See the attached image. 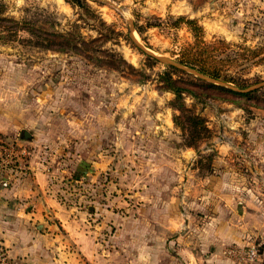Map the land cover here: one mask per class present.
<instances>
[{"label":"rangeland","instance_id":"obj_1","mask_svg":"<svg viewBox=\"0 0 264 264\" xmlns=\"http://www.w3.org/2000/svg\"><path fill=\"white\" fill-rule=\"evenodd\" d=\"M167 2L173 14L149 17L143 0H85L86 11L65 0H0V137L53 166L65 205L87 217L104 204L94 219L123 220L101 234L125 253L142 227L130 219H147L153 203L171 202L173 216L228 218L264 198V0ZM179 17L204 28L200 47ZM182 58L247 88L204 76ZM160 77L199 97H184L185 134ZM196 118L208 132L186 151ZM85 165L99 174L95 189L73 176ZM251 165L262 174L217 172Z\"/></svg>","mask_w":264,"mask_h":264},{"label":"crops","instance_id":"obj_2","mask_svg":"<svg viewBox=\"0 0 264 264\" xmlns=\"http://www.w3.org/2000/svg\"><path fill=\"white\" fill-rule=\"evenodd\" d=\"M143 1L144 16L173 14L168 0ZM185 14L188 13L177 15ZM217 34L226 39L234 37L231 32L217 31ZM166 124L170 129L172 123ZM0 135L5 133L0 131ZM249 157L241 160L246 162ZM43 160L29 154L27 174L19 175L7 188L0 187V243L9 264H236L229 250H240L252 243L261 246L259 264H264L263 197L247 203L242 211H232L228 218L214 212L203 219L185 214L173 216L171 202L153 203L147 219H130L132 225L142 227L133 233L135 244L125 253L117 239L109 241L101 234L107 223L118 228L122 225L118 221L123 225L124 221L116 217L113 222H107V218L94 219L95 215H104L107 208L104 204L94 206L95 214L90 212L87 217L81 207L65 205L60 197L56 170ZM85 168L75 167L73 176L89 178L90 186L85 187L95 189L91 182L99 174L91 166L85 165ZM254 169L251 165L243 171L217 172L234 178L243 177L247 171L262 174L261 170ZM100 188L102 198L106 191Z\"/></svg>","mask_w":264,"mask_h":264},{"label":"trees","instance_id":"obj_3","mask_svg":"<svg viewBox=\"0 0 264 264\" xmlns=\"http://www.w3.org/2000/svg\"><path fill=\"white\" fill-rule=\"evenodd\" d=\"M65 1H67L69 4H71L74 7H77L79 9H85V11L88 8L87 4L85 3V0H65ZM176 24L177 25L184 24L187 27L189 26L193 32V36L195 38L197 46L200 47L202 45L203 28L200 25H198L196 21L185 19L183 17H179L176 19ZM189 60L190 59H188V58H186V59L182 58V59H180V63L183 65L189 66L191 68H195L197 70V72H199L200 74L207 76V77H209L215 81H220V82L231 84L237 89H246L247 88L246 85L240 84V82L234 78L222 77V75L220 74V71L218 69H216L215 67H211L206 62L202 63L201 61H198V65L194 66L193 63ZM160 83L162 84V86H161L162 91L170 92L174 96L173 101L171 102L172 103L171 106H172V109L174 111H176L178 115H173V124L183 134H185L187 125L180 120V116L185 114V112L187 111V107L184 104V97L189 96L195 100H197L199 97L197 95H195L192 91L177 85L176 80L171 78V77H160ZM212 86H216L217 88H220L221 90H226L230 93H235L232 89H227V88L221 87L219 85H212ZM253 93H256V91H251V92L243 94V95H251ZM193 127L195 130V133H194L195 135L193 137L191 136L192 141L189 142V141L185 140V147L193 148L195 150L196 149V146H195L196 142L198 140L202 139L203 132H208V129L206 127V121L205 120L203 121L200 118L199 119L196 118V122L193 125ZM23 139L26 140L25 138H23ZM88 211L90 213L93 210L89 209Z\"/></svg>","mask_w":264,"mask_h":264},{"label":"built area","instance_id":"obj_4","mask_svg":"<svg viewBox=\"0 0 264 264\" xmlns=\"http://www.w3.org/2000/svg\"><path fill=\"white\" fill-rule=\"evenodd\" d=\"M28 157L25 148L19 149L15 143L0 137V187L7 188L19 175L27 174ZM229 253L236 258V264L260 263L259 244L252 243L240 250L230 249ZM5 255L0 243V264H9Z\"/></svg>","mask_w":264,"mask_h":264},{"label":"water","instance_id":"obj_5","mask_svg":"<svg viewBox=\"0 0 264 264\" xmlns=\"http://www.w3.org/2000/svg\"><path fill=\"white\" fill-rule=\"evenodd\" d=\"M22 137L25 138V139H28L29 138V135L27 133H22Z\"/></svg>","mask_w":264,"mask_h":264}]
</instances>
